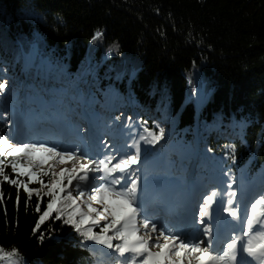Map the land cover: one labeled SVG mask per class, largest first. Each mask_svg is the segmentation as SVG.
I'll use <instances>...</instances> for the list:
<instances>
[{"label":"trees","instance_id":"obj_1","mask_svg":"<svg viewBox=\"0 0 264 264\" xmlns=\"http://www.w3.org/2000/svg\"><path fill=\"white\" fill-rule=\"evenodd\" d=\"M0 23L6 36L0 34L2 43L8 36L9 46L17 49L24 42L21 36L37 33L51 49L59 48L71 73L82 68L83 59L91 60L98 82L108 88L104 101L114 95L124 104L129 94L133 108L140 100L164 123L178 118L175 131L193 122L188 99L211 91L201 109L200 130L213 142L228 138L233 146L237 139L238 146L227 155H201V161L229 175H237L245 164L252 169V164L264 163V0H0ZM107 52L111 57L99 66ZM15 53L8 50L9 56ZM132 70L137 72L126 89ZM13 71L7 69L5 76ZM196 71L204 76V89ZM158 87L166 100L160 107L151 97ZM226 118L241 130L225 123L214 132L215 121ZM6 173L11 179L16 174L9 168ZM255 173L264 180V166ZM19 179L47 191L39 179ZM0 192V247L16 250L28 264H86L88 249L64 222L71 208L65 206L60 219L53 213L37 230L50 198L45 194L41 201L33 194L29 200L26 189L2 175Z\"/></svg>","mask_w":264,"mask_h":264},{"label":"snow or ice","instance_id":"obj_2","mask_svg":"<svg viewBox=\"0 0 264 264\" xmlns=\"http://www.w3.org/2000/svg\"><path fill=\"white\" fill-rule=\"evenodd\" d=\"M99 36L98 31L93 39ZM5 91V83H0V93ZM163 135L164 130L160 129L159 134L149 132L148 137L141 136L140 139L155 144ZM132 147L135 148V153L126 155L116 163H112L114 157L85 161V156L76 149L61 150L58 146H49L48 143L13 142L7 133L0 131V175L3 180L26 189L29 200L33 194L41 201L45 194L50 198L47 210L39 218L37 230L53 213L57 214L56 219L64 217V207L67 206L72 211L64 222L72 225L86 240L113 250V253L123 258L121 264H264V195H260L251 204V214L241 221L245 225L241 235L232 236L222 254H216L211 249L212 232L209 227L206 226L202 233L207 240H188L181 233L170 231L168 226L148 216L141 199L138 180L131 178L129 181L126 175L131 171L130 166L137 164L139 159V142L134 141ZM5 157L12 161L9 166L16 173L17 179H11L7 175ZM49 160L54 163L44 171ZM69 163L71 167H63L60 171L53 170L57 165ZM101 172L103 175L100 177L91 175ZM116 173L120 175H114ZM38 175H49L53 178L49 183L38 181L47 190L46 193L34 190L27 180L19 179L24 176L37 181ZM98 179L103 183H96ZM122 180L125 181L124 184L121 183ZM73 181H77L74 188ZM73 190L77 195H73ZM2 196L3 193L0 192V197ZM216 196L217 192L212 191L199 208L201 224L206 223L204 217L210 215ZM235 196V191L228 193L224 211L233 219H239L233 200ZM36 211H41L39 205ZM97 226L100 227L99 232L96 231ZM43 239L42 236L41 240ZM115 241L119 243H114ZM16 255V250L8 252L0 247V260Z\"/></svg>","mask_w":264,"mask_h":264},{"label":"bare ground","instance_id":"obj_3","mask_svg":"<svg viewBox=\"0 0 264 264\" xmlns=\"http://www.w3.org/2000/svg\"><path fill=\"white\" fill-rule=\"evenodd\" d=\"M7 20L8 19H6L5 21H4V23H6L7 22ZM3 23V22H2ZM2 23H0V26L2 25ZM31 34H34V35H38L37 33H31ZM6 37V36H5ZM4 37V38H5ZM7 44H4V43H2V41H0L1 43H0V51H3V50H6V51H8V50H10L12 53H15V51H17V56H20L21 54H22V49H23V47L25 46V45H27L26 43H27V41L26 40H24V43H22V45H20V46H18V48L16 49L13 45H10L9 46V44L8 43H10V42H12V40L7 36ZM30 41H36L35 40V38L34 37H30V39H29ZM30 43V42H29ZM46 45V46H45ZM42 46L43 47H46V48H50L51 46H49L48 44H42ZM56 48V47H55ZM59 48H56V50L57 51H59L58 50ZM0 54H1V56L7 61V57L8 56H5V53H3V52H0ZM8 54V53H7ZM4 55V56H3ZM27 57H29V55H27ZM58 58H60V57H58ZM57 65L56 66H53L52 68H51V70H55L56 68H60V66H65L64 68H65V70H60L61 72H60V74H57V76L53 79V80H55V81H57L62 75H64L65 73H70L69 72V70L67 69V63L66 62H57L56 63ZM25 66H28V65H25ZM84 68H82V69H80V70H83ZM79 70V71H80ZM78 71V75L79 76H84V75H87V76H90V77H85L84 79H83V81H82V84H83V86L86 88V87H92V88H96V90L93 92V94H95V93H98L99 92V90H100V87H101V84L98 82V78H99V74H94V75H92L91 76V74L92 73H90V72H88V71H81V72H79ZM77 73V72H76ZM75 73V74H76ZM0 83H5V85H10V87H11V89H13V90H15L17 93H16V96L17 97H19V99H17V101L18 102H24V101H29L30 99H31V96H32V93L30 92V89L29 88H27V90L26 91H24V88H25V77H34L35 75H36V78L34 79V82H35V84L39 87L40 85H42V84H44V83H47V84H49L51 81H46L45 79H43V77H40V75L41 76H46L47 74L44 72V66L43 65H39V66H33V67H24L23 66V64H15V66H14V80H10V78L9 77H7V76H5V75H2L3 73L2 72H0ZM50 74H53V71L52 72H50ZM200 88L201 89H204V87H203V85H202V83H200ZM196 94V93H195ZM196 96H197V94H196ZM198 98H200L201 100L202 99H205L206 97H205V95H202V97H199L198 96ZM1 97H0V108H2V111H4V113H6L7 115H12V116H16V114H15V109L17 108L16 107V105H15V107H14V104L11 102V103H6V105L5 106H3L2 104H1ZM111 100H118V96H114ZM110 100V101H111ZM124 100V97H123V99H122V101ZM102 102H105L104 100H100L99 101V103L98 104H101ZM120 103H121V101H120ZM93 104H96L95 102H94V100L92 99V95L91 96H89L88 94H87V91L86 92H84L83 94H82V99H81V101L79 102V104L77 105V107L75 108V113H70L69 115H74V117L73 118H71L70 119V123L71 124H78V123H80L82 120H88V121H91L92 122V124H90V126H91V129L94 131V125H95V123H94V121L93 120H95V119H97V117H95L94 115L93 116H90V113H91V109H89V111H88V113H85L84 111H83V109H86L87 108V106H90V105H93ZM137 104L141 107L142 106V103H141V101L140 100H137ZM94 109V108H93ZM45 113H47V108L45 109ZM107 114H109V113H107ZM111 114V113H110ZM54 116H59V113H54L53 114ZM20 116V119H21V117H22V115H19ZM50 117H53V116H50ZM176 120H178V118H174V119H172V120H170V121H168V120H164L166 123H171V122H174V121H176ZM109 121V120H108ZM221 122H223V123H226V125H228V127H231V126H234V128H237V129H240L241 130V128L239 127V126H237V125H233V124H231V122H229V120H228V118H226V121L224 122V121H221ZM215 123H217V125H218V127H217V129L216 130H213L214 132L215 131H217L218 129H220L221 127H222V125H221V123L219 122V121H215ZM230 123V124H229ZM109 124V123H108ZM209 124H211V123H209ZM98 125V127L97 128H100V129H103L104 128V130L105 131H107V130H109L111 127H107L108 125H106L105 127H100V125L101 124H97ZM150 126L151 127H154L155 126V124H153V123H150ZM67 126L64 124V123H60L59 124V126H58V128L59 129H62L61 130V133L63 134V135H65V136H72L73 135V133L75 132V130H76V128H71V129H65ZM107 127V128H106ZM235 130V129H234ZM31 131H32V133H38L40 136H42L43 137V139H45V140H48L49 142H51V143H56V141L55 140H53V139H51L50 137H47L50 133H48V132H44V131H41V130H39L38 128H36L35 126L33 127V128H31ZM207 132V131H206ZM97 134H99L98 132L96 133V135ZM203 134H205V133H202V130H200V131H198L197 132V134H196V136H198V137H203ZM63 135H60V136H62V138H65V136H63ZM83 135L84 136H86L87 135V132H83ZM173 136H174V139L176 138V139H181V137H184V135H181V134H173ZM178 137V138H177ZM92 140H93V136L92 137H90ZM218 138H220V136H218ZM92 140H88V142L87 143H85L86 144V146H88V145H90V146H92V148H93V152H95L96 151V149H94V143L92 142ZM94 140H96V141H105V138H102L101 136L100 137H96ZM73 141L74 140H72V139H70V140H68V141H66L65 143L66 144H70V146H73L74 145V143H73ZM82 141H84V139H82ZM91 143H92V145H91ZM97 144V143H96ZM106 144V143H105ZM107 145V144H106ZM109 147H113L112 145H108ZM96 153V152H95ZM95 153H94V155H95ZM127 155H132V154H130V153H128L127 152ZM138 163V162H137ZM48 166L47 167H50L49 165H50V163L48 162V164H47ZM46 166V165H45ZM44 166V171H47L48 170V168L47 167H45ZM147 166H148V164H145L143 167H142V169H143V171L144 172H148L149 170H147ZM132 169L133 168H138V167H131ZM9 169H11L12 170V168H9ZM213 170L215 171V172H218V170L217 169H215V168H213ZM37 171H39V170H37ZM15 173V172H14ZM209 173V172H208ZM211 176H213L214 175V172L213 171H210V173H209ZM40 176H43V175H38V177L37 178H41ZM16 177H17V175L15 174V177H14V179H16ZM21 177H24V176H20V178ZM25 178H28V177H25ZM216 179V178H215ZM172 195H173V193H172ZM162 200H163V197L162 196H160V197H157L154 201H153V203L155 204V206H156V208L161 204V202H162ZM152 203V204H153ZM179 210H181V211H184V215L183 214H180V216H178V217H181L182 219H183V217L184 216H188V217H190L191 216V209L189 210V209H179ZM175 212V211H174ZM173 212V213H174ZM172 213V214H173ZM171 219L173 220V219H176L175 217H171ZM178 219V218H177ZM74 232V231H73ZM187 232L188 233H190V235H191V233H192V231H191V227H190V225H189V227H188V229H187ZM75 233V232H74ZM16 257H18L24 264H28L27 262H26V259H24L23 257V259H21L19 256H17L16 255Z\"/></svg>","mask_w":264,"mask_h":264},{"label":"rangeland","instance_id":"obj_4","mask_svg":"<svg viewBox=\"0 0 264 264\" xmlns=\"http://www.w3.org/2000/svg\"><path fill=\"white\" fill-rule=\"evenodd\" d=\"M0 34H2V36L4 37V35H5V32L2 30L1 31V33ZM24 37V40L27 38L28 40L30 39V37H35V38H39V39H41L39 42H40V44L42 45V44H46V42H45V40H42V38L41 37H39L38 35H34V34H31L30 36H21V38H23ZM26 37V38H25ZM24 43V42H23ZM48 45L49 46H51L49 43H48ZM46 46V45H45ZM44 48V47H43ZM46 48V47H45ZM45 50H49V49H45ZM52 50H54V49H52ZM0 52H3V53H5V56H8L7 57V60H8V62H7V69L9 70L10 68H12V60L10 59V56H13V54L12 55H8L7 53H8V51H6V50H3V51H0ZM50 53H52V52H50ZM49 53V54H50ZM50 55H53V54H50ZM130 64H132V61L130 62ZM202 66V65H201ZM198 70H200V69H198ZM89 72L90 73H92V72H94V69H89ZM196 73L197 74H200L201 76H196V78L197 79H199V81H197V82H201L202 80L204 81V76H203V74H202V72L200 71H196ZM204 83H205V81H204ZM151 97H152V99H153V105H156V106H162L163 105V103H165L166 102V100H165V92H164V90L161 88V87H158L156 90H155V92L153 91V92H151ZM163 108L165 109V106H163ZM166 110V109H165ZM164 110V112H166ZM100 160H102L101 158L99 159V160H97V161H100ZM86 161V160H85ZM49 163H54V161H52V160H49ZM48 165H46L45 167H47ZM50 167L52 166V165H49ZM71 167L72 165L69 163V164H67V165H57V167L55 168V169H53L54 171H60L63 167ZM50 167H47V168H50ZM103 174H99L97 177H100V176H102ZM103 183V182H102ZM101 183V184H102ZM50 219V218H49ZM141 219H143V217H141ZM47 221V220H46ZM0 264H24L18 257H16V256H14V257H12V258H10V259H7V260H0Z\"/></svg>","mask_w":264,"mask_h":264}]
</instances>
